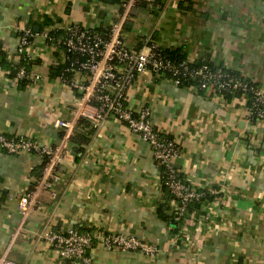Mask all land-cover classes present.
<instances>
[{"label": "crops", "instance_id": "crops-1", "mask_svg": "<svg viewBox=\"0 0 264 264\" xmlns=\"http://www.w3.org/2000/svg\"><path fill=\"white\" fill-rule=\"evenodd\" d=\"M127 1L0 0V61L4 55L17 59L27 28L39 33L78 24L105 34L122 18ZM162 1L131 8L124 21L128 47L142 49L151 38L164 49H180L190 62H210L264 90V0ZM23 56L34 62L31 72L38 78L20 86L0 67V133L55 146L61 139L55 122L72 119L76 92L51 75L63 59L42 34ZM127 105L133 111L151 109L155 128L179 147L175 167L189 185L220 189L226 182L229 204L211 224L194 222L185 241L173 245L177 224L159 217L167 202L152 148L109 120L83 152L69 144L62 181L53 190L56 199L42 192L26 217L18 199L33 187L44 162L32 154L0 151V256L7 253L16 264H77L61 258L46 235L78 228L134 235L161 249L149 261L138 252L96 244L92 264H264V122L248 119L245 99L207 96L144 75L129 89Z\"/></svg>", "mask_w": 264, "mask_h": 264}, {"label": "built area", "instance_id": "built-area-1", "mask_svg": "<svg viewBox=\"0 0 264 264\" xmlns=\"http://www.w3.org/2000/svg\"><path fill=\"white\" fill-rule=\"evenodd\" d=\"M140 2L154 4L153 0H128L123 4L122 18L114 23L105 34H100L78 24L65 29L50 28L43 33L24 29L20 34L18 55H23L26 47L32 44L36 36L41 35L49 47L53 48L63 62L69 61L65 70L71 78L61 77L76 92V101L71 120H57L55 128L61 132V139L55 146L42 144L36 139L25 136L10 137L0 133V151L7 154H32L43 160L44 168L33 187L18 199L20 213L26 217L37 204L38 197L44 191L51 192L56 199L54 186L62 181L60 167L64 156L71 152L69 144L76 135L80 123L86 121L90 129L97 131L105 122L113 120L124 124L127 129L149 145L154 159L161 168V188L165 201L170 204L175 221L181 223V232L172 235L171 243L180 246L187 238L190 226L200 221L211 224L218 217L219 209L229 203L224 200L228 192L226 182L220 189L198 188L189 185L179 174L174 161L180 150L174 140L162 135L154 126L152 111L147 106L133 111L127 105V93L137 78L154 75L169 80L177 87L191 82L192 91L207 96L227 97L242 94L247 104L249 120L255 116L258 122H264V90L256 83L230 71L212 67L206 63L197 65L185 60L176 64L166 57L159 43L149 38L142 49L127 46L124 40V21L133 6ZM62 34H51L59 32ZM38 77L24 67L18 69L14 80L34 81ZM167 194V195H166ZM203 202L207 212L199 216L190 206ZM51 248L60 257L77 264H92L90 251L101 244L109 251L138 252L149 261L160 254L158 243H152L134 235L106 233L100 229L82 231L72 228L67 231H55L46 235ZM0 264H16L7 253L0 256Z\"/></svg>", "mask_w": 264, "mask_h": 264}, {"label": "trees", "instance_id": "trees-1", "mask_svg": "<svg viewBox=\"0 0 264 264\" xmlns=\"http://www.w3.org/2000/svg\"><path fill=\"white\" fill-rule=\"evenodd\" d=\"M101 1H103L105 3H109V4H116V3H120L121 2V0H101ZM162 2H163L162 0H153V3L155 5H161ZM140 3H143L146 6L149 5L148 2H140ZM127 24H128V22L126 21L124 23V27L126 29H129V25L127 26ZM46 25H50V22H46ZM44 31H45V28L43 29L42 32H39V33H43ZM53 33L56 34V35H58L59 33L62 34L61 31H59V32H51V34H53ZM2 54L4 55V53H2ZM164 54L166 55L167 58H169L170 60H172L176 64L182 63V62H184L186 60L185 55H183V53H182V51L180 49H166ZM4 56H3V58L0 61V67L5 69V70H7L9 72V77L12 78V79H14L16 77V74H17V71H18L19 68L24 67L27 70L31 71L32 66L34 65L33 61H29L23 55H18L16 60H10V61L7 60ZM37 63H38V61H37ZM58 63L59 64H57V65L52 67L51 75L53 77H58V78L59 77L61 78V77L64 76V78H67V80L70 79L71 76L67 75V73H65V70L69 66V61L63 62V63L62 62H58ZM203 63H206V64L214 67V65L212 63H210V62H203ZM203 63L199 62V63H196V64L197 65H201ZM30 82H31L30 80L24 79V80L19 81L18 85L24 86V85L29 84ZM183 86L190 90L191 89L190 87L192 86V83L191 82H187V83L183 84ZM231 97H243V95L242 94H237V95H234V96H227L228 99L231 98ZM255 121H257V119L254 116L252 118V122H255ZM93 134H94V130L90 129L89 123L86 122V121H82L80 123L79 129H78L76 135L71 138V142L78 146L79 152H83L84 151V146L90 142L91 137L93 136ZM43 168H44V163H43V166H42V170H43ZM38 177H40V176H38ZM203 202L204 201L193 203L190 206V210L191 211H195L197 214H200V215L206 214V211H205L206 208L204 207ZM166 204H168V203H164V205H161V207L159 208V217L161 219H163V220H166V221L167 220L170 221L171 219L175 220V216H174L173 211ZM181 228H182L181 223H177L176 227H172L171 234L173 236H177L178 234H180Z\"/></svg>", "mask_w": 264, "mask_h": 264}, {"label": "water", "instance_id": "water-1", "mask_svg": "<svg viewBox=\"0 0 264 264\" xmlns=\"http://www.w3.org/2000/svg\"><path fill=\"white\" fill-rule=\"evenodd\" d=\"M37 32V31H36ZM172 224H177V222L176 221H172Z\"/></svg>", "mask_w": 264, "mask_h": 264}]
</instances>
